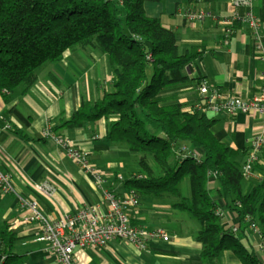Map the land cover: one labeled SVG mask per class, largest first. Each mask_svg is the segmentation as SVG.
Segmentation results:
<instances>
[{"label": "crops", "instance_id": "crops-1", "mask_svg": "<svg viewBox=\"0 0 264 264\" xmlns=\"http://www.w3.org/2000/svg\"><path fill=\"white\" fill-rule=\"evenodd\" d=\"M144 10L147 17L158 20L176 34L183 56L198 55L185 70L191 80L202 79L229 97L249 99L263 93L260 76L264 61L259 57L264 56V0H160L145 3ZM250 11L261 24V48L257 47L253 31L243 22ZM188 12H202L205 18L201 22L190 21L186 17ZM235 17L234 34L227 45L223 22ZM36 76L37 82L30 89L20 87L7 96L0 92V168L10 175L15 189L11 194L0 192V223L8 224L16 234L18 260L12 264H60L47 245L38 240L40 227L24 223L30 210L21 199L34 203L51 220L103 203V195L92 176L69 159L54 141L43 138L48 125L87 154L90 166L103 176L105 190L122 196L130 192L126 182L140 174L138 156L106 139L110 121L102 119L86 127L64 128L82 102L94 104L110 90L114 73L103 53L75 48L66 52L61 61L44 64ZM161 96L163 106L179 105L184 111H191L200 100L193 82L167 88ZM207 115L216 120L211 129L213 136L225 146L245 153L236 158L238 163L246 160L253 138L264 139V117ZM263 171L264 149L259 156L257 175ZM257 177L244 182L245 191ZM216 187V178L211 177L208 188L214 191ZM189 193L186 181L183 195ZM140 198L141 206L132 213L131 221L140 227L163 228L171 236L170 242H152L142 251L118 240L104 248H79L74 254L76 264H204L202 244L196 240L199 225L174 208L177 200L167 196ZM214 200L224 212L226 229L237 230L240 226L237 216L227 210L218 196ZM252 243L264 264L259 234L252 237ZM217 264L241 263L226 252Z\"/></svg>", "mask_w": 264, "mask_h": 264}, {"label": "trees", "instance_id": "trees-1", "mask_svg": "<svg viewBox=\"0 0 264 264\" xmlns=\"http://www.w3.org/2000/svg\"><path fill=\"white\" fill-rule=\"evenodd\" d=\"M147 2L160 0H0V92L30 89L40 67L70 50L100 51L114 73L112 86L94 104L82 102L64 128L110 121L106 139L139 158L140 174L126 187L139 197L175 198L174 208L199 225L204 264H217L226 252L241 264H263L252 237L259 234L264 247V171L258 176L254 166L259 178L245 191L252 179L244 178L246 160L236 162L245 153L213 136L216 120L196 107L163 106V90L188 82L198 90L205 81L185 74L198 55L180 53L176 34L146 16ZM217 196L239 219L237 230L226 229L224 216L216 214ZM15 243L16 234L0 223V264L18 260Z\"/></svg>", "mask_w": 264, "mask_h": 264}, {"label": "built area", "instance_id": "built-area-1", "mask_svg": "<svg viewBox=\"0 0 264 264\" xmlns=\"http://www.w3.org/2000/svg\"><path fill=\"white\" fill-rule=\"evenodd\" d=\"M190 21H203L202 12H188L186 15ZM237 18L225 20L223 24L224 42L229 41L234 34L233 26ZM253 31L257 47L261 48L259 20L250 11L243 19ZM264 61V56L259 57ZM263 83V93L259 96L245 99L235 96H225L221 92L204 82L198 89L201 101L196 108L204 114H217L233 117L236 114L258 115L264 117V71L260 76ZM44 139L52 140L61 148L67 157L79 165L87 174L91 175L96 188L103 195V203L82 209L74 215H64L55 220L49 219L41 213L34 203H27L21 199L24 206L28 207V214L24 223L36 224L41 229L39 241L45 243L48 251L58 258L60 264H76L75 251L79 248H104L113 241H124L137 247L139 250H146L152 242H170L171 236L161 227H140L131 221L132 213L141 206V198L134 192H128L119 196L104 189V179L99 171L90 166L87 154L75 148L71 141L56 133L54 127L48 125L42 134ZM264 149V139L255 137L251 141L248 156L244 165V178L253 179L256 177L254 166L259 163V156ZM39 190L49 194L43 187ZM0 192L4 195L15 192L10 175L0 168ZM223 217L221 210L216 213ZM256 229V226H252ZM264 252L263 245L259 248Z\"/></svg>", "mask_w": 264, "mask_h": 264}, {"label": "rangeland", "instance_id": "rangeland-1", "mask_svg": "<svg viewBox=\"0 0 264 264\" xmlns=\"http://www.w3.org/2000/svg\"><path fill=\"white\" fill-rule=\"evenodd\" d=\"M56 27H53V29H55Z\"/></svg>", "mask_w": 264, "mask_h": 264}]
</instances>
